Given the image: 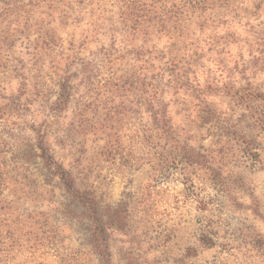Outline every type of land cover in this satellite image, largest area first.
<instances>
[{
	"label": "rangeland",
	"instance_id": "obj_1",
	"mask_svg": "<svg viewBox=\"0 0 264 264\" xmlns=\"http://www.w3.org/2000/svg\"><path fill=\"white\" fill-rule=\"evenodd\" d=\"M136 1L0 0V264H264V0Z\"/></svg>",
	"mask_w": 264,
	"mask_h": 264
},
{
	"label": "trees",
	"instance_id": "obj_2",
	"mask_svg": "<svg viewBox=\"0 0 264 264\" xmlns=\"http://www.w3.org/2000/svg\"><path fill=\"white\" fill-rule=\"evenodd\" d=\"M123 5H124V12H122V14L124 15V18H128L131 19L133 17H138V16H143V12L146 10L145 9V5L142 4L139 1L136 0H122ZM15 7H18V9H22L24 6L23 5H17ZM141 13V15H140ZM136 20V19H134ZM160 20L162 21V18H160ZM256 155V154H255ZM60 178L62 179L66 189L68 191H72L73 190V184L71 179L66 175L65 171L61 170L60 171Z\"/></svg>",
	"mask_w": 264,
	"mask_h": 264
}]
</instances>
